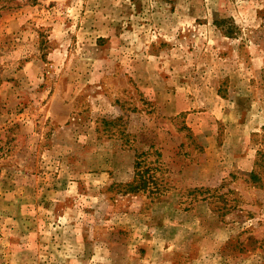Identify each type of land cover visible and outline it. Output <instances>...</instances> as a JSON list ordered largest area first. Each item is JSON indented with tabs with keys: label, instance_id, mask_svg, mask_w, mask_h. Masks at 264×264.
I'll return each mask as SVG.
<instances>
[{
	"label": "rangeland",
	"instance_id": "rangeland-1",
	"mask_svg": "<svg viewBox=\"0 0 264 264\" xmlns=\"http://www.w3.org/2000/svg\"><path fill=\"white\" fill-rule=\"evenodd\" d=\"M0 264H264V0H0Z\"/></svg>",
	"mask_w": 264,
	"mask_h": 264
},
{
	"label": "trees",
	"instance_id": "trees-1",
	"mask_svg": "<svg viewBox=\"0 0 264 264\" xmlns=\"http://www.w3.org/2000/svg\"><path fill=\"white\" fill-rule=\"evenodd\" d=\"M152 154V151H150V149L148 150H143V151H137L136 153V174L139 176L138 178V182H139V186L143 187L144 191H148V193L151 191L150 189V185L152 183H159L160 187L163 188H156V191L158 193H154L152 200H154L155 198H157L158 196H161L163 194L167 193V185L170 182V177L165 173V171H167V169L165 168V164L162 160L159 159V157L155 158L153 160V158L151 159L150 156ZM149 163H155L152 166H147L146 164ZM146 165V166H145ZM145 167V168H144ZM140 168H143L142 170ZM149 169H152V173H149L148 178L146 177V172H149ZM160 174H159V173ZM156 175V176H155ZM154 176V177H153ZM251 176H256V170L251 172ZM134 181L128 182V186L129 185H133ZM163 189H165L164 191H162ZM193 193L197 192V189H193L192 191ZM205 198V197H204Z\"/></svg>",
	"mask_w": 264,
	"mask_h": 264
},
{
	"label": "crops",
	"instance_id": "crops-1",
	"mask_svg": "<svg viewBox=\"0 0 264 264\" xmlns=\"http://www.w3.org/2000/svg\"><path fill=\"white\" fill-rule=\"evenodd\" d=\"M239 163H240V162H238V164H237L238 166H239ZM252 167H253V165H252V164H251V166H248V168H252Z\"/></svg>",
	"mask_w": 264,
	"mask_h": 264
}]
</instances>
